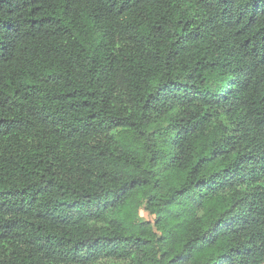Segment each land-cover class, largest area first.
<instances>
[{"label": "trees", "instance_id": "1", "mask_svg": "<svg viewBox=\"0 0 264 264\" xmlns=\"http://www.w3.org/2000/svg\"><path fill=\"white\" fill-rule=\"evenodd\" d=\"M0 264H264V0H0Z\"/></svg>", "mask_w": 264, "mask_h": 264}, {"label": "rangeland", "instance_id": "2", "mask_svg": "<svg viewBox=\"0 0 264 264\" xmlns=\"http://www.w3.org/2000/svg\"><path fill=\"white\" fill-rule=\"evenodd\" d=\"M141 215L144 217L145 216L144 212H142Z\"/></svg>", "mask_w": 264, "mask_h": 264}]
</instances>
